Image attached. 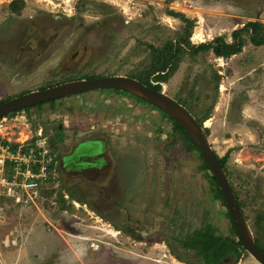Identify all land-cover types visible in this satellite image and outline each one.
Returning a JSON list of instances; mask_svg holds the SVG:
<instances>
[{
    "label": "rangeland",
    "instance_id": "374dc122",
    "mask_svg": "<svg viewBox=\"0 0 264 264\" xmlns=\"http://www.w3.org/2000/svg\"><path fill=\"white\" fill-rule=\"evenodd\" d=\"M248 21L264 33V0H3L0 101L68 80L136 74L151 59L150 45L179 43L161 90L225 155L233 195L264 247V43L241 32L237 53L212 51ZM197 32L202 41L193 40ZM199 44L205 47L194 50ZM173 126L155 106L115 89L1 116L0 147L32 148L53 164L34 192L0 187V264H207L185 245L194 233L208 227L237 237L198 153L184 148ZM83 139L102 141V153L89 158H101L100 168L61 173L59 156ZM5 160L6 179L12 165ZM232 250L217 262L258 264Z\"/></svg>",
    "mask_w": 264,
    "mask_h": 264
},
{
    "label": "water",
    "instance_id": "95a60500",
    "mask_svg": "<svg viewBox=\"0 0 264 264\" xmlns=\"http://www.w3.org/2000/svg\"><path fill=\"white\" fill-rule=\"evenodd\" d=\"M97 89L120 90L137 96L155 106L186 132L214 176L228 211L232 226L241 247L258 264H264V252L255 244L247 223L237 204L223 168L215 158L203 127L179 102L162 90H154L137 79L126 75H106L88 79H74L32 90L0 102V117L16 110L33 106L55 98L84 93ZM215 264H223L219 261Z\"/></svg>",
    "mask_w": 264,
    "mask_h": 264
},
{
    "label": "trees",
    "instance_id": "16d2710c",
    "mask_svg": "<svg viewBox=\"0 0 264 264\" xmlns=\"http://www.w3.org/2000/svg\"><path fill=\"white\" fill-rule=\"evenodd\" d=\"M171 13H172L171 15H177L180 18H182L185 21L186 25L189 24V21L187 20V18H183V15L181 13L179 12H171ZM261 28H262V25L260 24V22L248 21L244 23L242 27H240L238 30L233 32L234 39L232 42L226 43L220 38H218V40L216 39L217 43L212 47V51L214 52L215 55L222 56V57H228L231 54L237 53L242 46V39L240 37L241 32H249L250 33L249 41L255 46L261 45L264 43V33L261 34L258 32L259 30H261ZM178 44L167 43L161 49L155 48L150 45L151 59L149 60V63L136 74H129V76L137 79L138 81L142 82L144 85L151 87L154 90H161V85H160L161 82H164L169 76V74L175 69V63L173 59L178 49V46H177ZM204 47H205L204 44H199L194 47V50H196V48H204ZM93 77H99V76L84 77V79L93 78ZM39 104H36V105H39ZM28 107H25V108H28ZM19 110H22V109H19ZM169 120L173 123L174 129L177 130L178 133L180 134V138H177V139L180 141V143L183 144L184 148L186 150H195L198 153V156L202 161L201 167L207 170L210 183L212 184V186H214L213 191L215 193V196L223 200L221 192L218 188V185H217V182L214 176L210 172L208 165L206 164L203 157L197 150L193 141L186 134V132L177 124V122H175L171 118H169ZM197 122L198 124H200V121H197ZM203 130L206 132L205 128ZM215 158L217 162L219 163V165L223 168L225 155L218 157L215 154ZM223 205L225 206L224 201H223ZM227 214H228V211H227ZM231 228H232L233 233L235 234L233 226H231ZM185 245L190 248L195 249L197 253H199L203 257V259L206 261L207 264H215V262H217L220 257L226 255L230 249H233L232 251H236L237 249L238 250L243 249L237 238L236 240L233 241L227 237L214 236L213 234L209 232L208 227H205V229H203L201 232L194 233L189 238V240L185 242ZM259 248L264 252V247H259Z\"/></svg>",
    "mask_w": 264,
    "mask_h": 264
},
{
    "label": "built area",
    "instance_id": "2783aa9c",
    "mask_svg": "<svg viewBox=\"0 0 264 264\" xmlns=\"http://www.w3.org/2000/svg\"><path fill=\"white\" fill-rule=\"evenodd\" d=\"M5 159L11 163L12 171L6 179L0 178V187H6L8 191L19 188L24 192H34L47 180L50 157L43 156L40 151L35 153L32 148L21 150L20 146L13 150L11 146L3 143L0 147V165Z\"/></svg>",
    "mask_w": 264,
    "mask_h": 264
},
{
    "label": "flooded vegetation",
    "instance_id": "af4514ba",
    "mask_svg": "<svg viewBox=\"0 0 264 264\" xmlns=\"http://www.w3.org/2000/svg\"><path fill=\"white\" fill-rule=\"evenodd\" d=\"M58 129L59 127L55 129L56 134H58ZM102 151L103 143L100 139H83L78 141L73 146L71 152L60 155L59 160L56 162L58 163L61 173L71 171L75 172L74 174L79 177L80 175H82V169L88 170L92 168H100L102 164L101 158H98V160L96 158L93 160H89V158L92 156L95 157V155H99L100 153H102ZM72 156H75V158H72ZM51 164H53L52 159H50L49 165ZM64 178L67 179V176H64ZM72 185H75V189L79 187V183H77L76 185V183L73 182Z\"/></svg>",
    "mask_w": 264,
    "mask_h": 264
},
{
    "label": "bare ground",
    "instance_id": "6f19581e",
    "mask_svg": "<svg viewBox=\"0 0 264 264\" xmlns=\"http://www.w3.org/2000/svg\"><path fill=\"white\" fill-rule=\"evenodd\" d=\"M3 1V0H0ZM193 40L194 41H202L203 40V35L201 33H195L193 36ZM208 124V122L206 123V125ZM114 235V234H113Z\"/></svg>",
    "mask_w": 264,
    "mask_h": 264
}]
</instances>
